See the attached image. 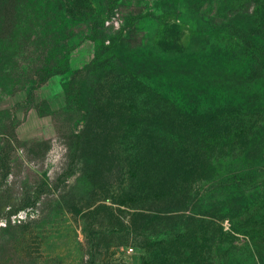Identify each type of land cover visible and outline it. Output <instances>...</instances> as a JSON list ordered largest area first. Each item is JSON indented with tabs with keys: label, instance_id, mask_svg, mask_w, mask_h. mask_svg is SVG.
Wrapping results in <instances>:
<instances>
[{
	"label": "rangeland",
	"instance_id": "rangeland-1",
	"mask_svg": "<svg viewBox=\"0 0 264 264\" xmlns=\"http://www.w3.org/2000/svg\"><path fill=\"white\" fill-rule=\"evenodd\" d=\"M0 264H264V0H0Z\"/></svg>",
	"mask_w": 264,
	"mask_h": 264
},
{
	"label": "trees",
	"instance_id": "trees-1",
	"mask_svg": "<svg viewBox=\"0 0 264 264\" xmlns=\"http://www.w3.org/2000/svg\"><path fill=\"white\" fill-rule=\"evenodd\" d=\"M127 110H129V109H127ZM179 176H180V175H178V174L175 175L176 178H178Z\"/></svg>",
	"mask_w": 264,
	"mask_h": 264
}]
</instances>
